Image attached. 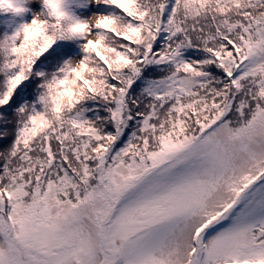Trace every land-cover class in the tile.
Wrapping results in <instances>:
<instances>
[{"label": "snow or ice", "instance_id": "snow-or-ice-1", "mask_svg": "<svg viewBox=\"0 0 264 264\" xmlns=\"http://www.w3.org/2000/svg\"><path fill=\"white\" fill-rule=\"evenodd\" d=\"M0 264H264V0H0Z\"/></svg>", "mask_w": 264, "mask_h": 264}]
</instances>
